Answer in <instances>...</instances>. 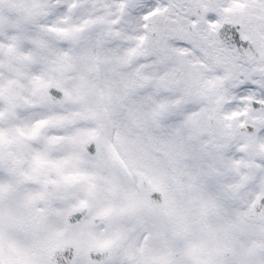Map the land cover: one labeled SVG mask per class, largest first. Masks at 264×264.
I'll return each mask as SVG.
<instances>
[{
  "label": "snow or ice",
  "instance_id": "snow-or-ice-1",
  "mask_svg": "<svg viewBox=\"0 0 264 264\" xmlns=\"http://www.w3.org/2000/svg\"><path fill=\"white\" fill-rule=\"evenodd\" d=\"M0 264H264V0H0Z\"/></svg>",
  "mask_w": 264,
  "mask_h": 264
}]
</instances>
